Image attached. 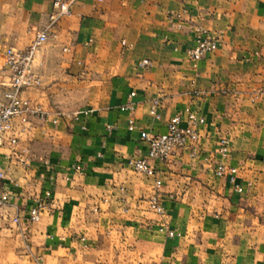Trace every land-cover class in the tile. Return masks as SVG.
<instances>
[{"label": "crops", "instance_id": "0c3cea01", "mask_svg": "<svg viewBox=\"0 0 264 264\" xmlns=\"http://www.w3.org/2000/svg\"><path fill=\"white\" fill-rule=\"evenodd\" d=\"M51 1L0 0V65L6 48L23 49L46 23ZM199 27L219 41L193 66L186 50ZM32 68L41 84L23 94L49 116L19 138L16 154L0 150L9 195L0 264H264V0H80ZM155 97L158 118L148 114ZM130 100L132 112L119 109ZM186 107L205 117L200 154L178 148L167 162L150 160L156 187L126 161L147 155L139 130L163 133ZM221 135L231 139L224 162L250 191L215 175ZM46 189L40 219L26 221ZM154 193L164 215L149 208Z\"/></svg>", "mask_w": 264, "mask_h": 264}, {"label": "built area", "instance_id": "2783aa9c", "mask_svg": "<svg viewBox=\"0 0 264 264\" xmlns=\"http://www.w3.org/2000/svg\"><path fill=\"white\" fill-rule=\"evenodd\" d=\"M80 0H52L51 11L47 15L46 23L35 33L34 37L27 43L23 49L13 47L6 48L3 55V62L0 65V86L4 90L0 96V150L2 147L11 148V154H16L15 147L18 145L19 138L30 128L34 127L36 121H44L49 114L43 105L23 93L29 88L38 87L41 84L40 75L32 68V62L38 48L47 41L49 36L55 34V27L58 21L70 14V7L78 3ZM103 2L104 0H94ZM173 15V14H172ZM179 17V14H174ZM219 36L210 34L204 28H196L194 45L186 50V55L196 66L197 62L208 53L216 50ZM122 45L127 43L122 40ZM66 50V49H65ZM149 59H143L141 66H149ZM129 96L133 98L135 92H130ZM160 105L159 98H152L149 102L148 114L153 118H158V108ZM120 110L132 112L134 102L132 100L119 106ZM82 115L87 117L89 110H83ZM185 117L177 114L171 117L167 123L166 131L163 133H151L146 130H139V138L147 142V155L145 157H132L126 161L129 168L138 174H143L154 179L156 187H160L162 181L156 175L155 168L149 163L150 160L158 162H167L178 148H188L189 155L196 157L200 154L199 150V129L205 124V117L198 115L189 107L184 109ZM79 114H75L74 118L78 119ZM59 112L52 119L57 122ZM85 129V126H82ZM127 129L133 132L137 129L135 119L130 116L127 121ZM231 139L227 135H221L217 140L216 153L220 160L216 162L214 169L215 175L224 177L228 182L233 184L235 192L241 193L244 189L250 191L252 184L248 182L246 187L236 183L237 169L228 166L224 159L230 154ZM22 153H27V149L23 148ZM207 160V156H203ZM27 157L23 159V162ZM4 172L0 164V182L4 180ZM121 193L126 194V190L121 188ZM51 199L50 190L46 189L36 199L34 204L26 213V221L36 222L40 219L42 209L49 203ZM9 195L0 183V213L3 208L8 205ZM149 208L159 215H164L165 209L159 201L156 193L152 194L148 199ZM12 221L19 222V216H12ZM165 229V226H159V230ZM168 236H179L180 233L165 229Z\"/></svg>", "mask_w": 264, "mask_h": 264}]
</instances>
